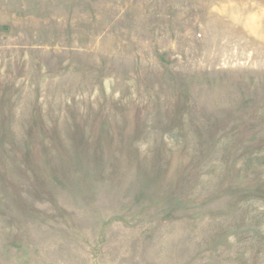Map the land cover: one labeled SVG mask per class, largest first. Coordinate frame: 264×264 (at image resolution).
<instances>
[{
	"label": "rangeland",
	"instance_id": "374dc122",
	"mask_svg": "<svg viewBox=\"0 0 264 264\" xmlns=\"http://www.w3.org/2000/svg\"><path fill=\"white\" fill-rule=\"evenodd\" d=\"M0 264H264V0H0Z\"/></svg>",
	"mask_w": 264,
	"mask_h": 264
}]
</instances>
